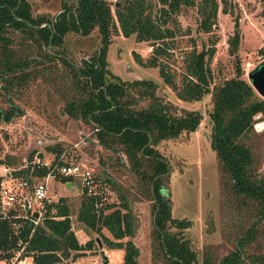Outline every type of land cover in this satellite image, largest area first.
Instances as JSON below:
<instances>
[{"label": "trees", "instance_id": "trees-1", "mask_svg": "<svg viewBox=\"0 0 264 264\" xmlns=\"http://www.w3.org/2000/svg\"><path fill=\"white\" fill-rule=\"evenodd\" d=\"M181 5H196L199 29L210 31L217 12L215 0H123L115 4L113 15L105 0H75L73 6L61 3L60 10L51 18L32 14L26 0H0V89L9 100L6 108L0 107V122L7 123L21 114L11 97L20 94L37 76L52 75L54 89L62 96L63 113L87 123L95 144L116 157L124 156L136 189L149 199L150 263L196 264V252L182 236L190 221L172 218L169 199L162 193L169 166L157 144L193 132L201 115L186 109L173 113V106L155 94V82L120 80L109 71L105 60L111 34L120 33L123 37L133 34L136 41L149 42V57L143 62L138 58L137 62L144 67H157L158 76L178 99L194 101L211 94L209 145L217 159L222 205L229 211L235 209L237 214L244 211L247 216L246 227L236 219L233 248L217 264H264V253L247 254V261L242 253L244 246L258 236L264 240V224H260L264 220V173L254 168V154L245 141L252 131L253 117L264 112V99L240 77L242 70L237 56L240 30L236 18L226 39L227 52L234 61V75L210 90L206 61L214 48L208 46L186 54L180 82H174L173 75L158 58L167 55L171 47L168 39L173 32L166 22ZM260 6V15L264 17V0H260ZM94 28L99 35V47L90 56L82 57L77 65L61 48L63 37L68 32L86 36ZM14 42H18L17 47ZM59 151L56 150L49 166L28 163L13 175L44 176L58 162ZM54 179L68 180L58 175ZM103 179L118 186L107 174ZM118 198L117 205L108 204L104 207L106 211L100 209L96 213L94 198L82 194L75 219L84 231L98 233L108 249H121L123 264H138L139 251L132 241L137 219L125 195L118 192ZM25 217L32 214L16 206L8 217L0 218V260H9L23 246L21 255L30 257L32 264H65L63 260L74 261L84 255L83 251L90 250L93 241L97 244L96 238L83 244L77 241L64 197L45 204L36 225ZM101 228L110 237L104 236ZM211 262V256L205 252L201 264Z\"/></svg>", "mask_w": 264, "mask_h": 264}, {"label": "rangeland", "instance_id": "rangeland-1", "mask_svg": "<svg viewBox=\"0 0 264 264\" xmlns=\"http://www.w3.org/2000/svg\"><path fill=\"white\" fill-rule=\"evenodd\" d=\"M34 15L54 16L61 3L74 5L75 0H26ZM113 15L115 4L123 0H105ZM217 12L215 24L209 32L198 27L200 16L196 5H181L171 13L166 26L173 32L168 42L171 47L167 55L158 61L166 65L173 75L174 82L179 84L184 72V58L194 50L213 46L214 52L207 59L206 65L210 72L209 88L219 85L223 80L234 75L233 57L227 52V37L232 33L233 19L236 18L240 30L237 56L242 73L240 77L247 80V72L264 59V17L260 15V0H215ZM225 9L226 12H223ZM154 8L152 13H154ZM18 42H14L17 47ZM99 47V35L94 28L88 35L68 32L63 37L61 48L71 60L79 65L82 57H88ZM151 53L149 42L136 41L134 35L123 37L120 33L111 34L106 48L105 60L109 71L120 80L149 79L156 83L155 94L163 101L169 102L172 112L179 114L181 109L195 110L201 120L193 132H184L175 139H168L157 144V150L165 158L169 169L164 180L163 194L170 202L172 218L187 219L188 228L182 231L192 249L196 252V264H201L202 255L207 252L212 258L211 264H217L222 256L233 248L232 236L235 234L236 219L246 227L247 216L242 211L237 214L222 205V194L219 187V171L215 152L209 145L210 121L208 111L211 108V94L203 95L199 100L182 101L175 92L164 84L158 76L157 67H144L138 63L145 61ZM21 114L3 123L0 122V166L5 167L13 175L26 164H50L56 150L60 149V161L83 164L90 168L113 192V205L120 200L118 192L123 193L133 214L137 219V228L132 241L138 248V264H151L149 254V234L151 209L150 201L140 195L134 185V178L124 156H115L93 141L90 126L78 118H71L62 111V96L54 89L52 75L37 76L21 93L11 97ZM9 100L2 95L0 89V107L6 108ZM140 102V105H143ZM264 112L253 117L252 131L246 143L254 154V168L264 173ZM42 153V158L37 154ZM31 160V161H30ZM0 168V173H1ZM115 179L118 186H111L103 179V175ZM53 178L47 180L48 194L52 200L64 197L70 212L71 229L81 244L90 238L93 241L90 250L83 251L82 256L74 261L63 260L65 264H102L100 251L107 257L108 264H123L121 249H108L101 241V236L93 231H84L75 219L82 192L77 180L69 186ZM24 192L23 196H29ZM243 215L245 218H241ZM264 224V220H260ZM101 233L110 237L101 228ZM263 237L243 248V257L250 253H264ZM99 243V245H98ZM32 264L30 257H23L14 252L9 259H1L0 264Z\"/></svg>", "mask_w": 264, "mask_h": 264}, {"label": "built area", "instance_id": "built-area-1", "mask_svg": "<svg viewBox=\"0 0 264 264\" xmlns=\"http://www.w3.org/2000/svg\"><path fill=\"white\" fill-rule=\"evenodd\" d=\"M35 164L49 166V164H39L38 162ZM54 175L67 178L68 180L64 183L77 180L81 192L94 198L93 207L96 213L100 209H103V212L106 211L104 207L114 202L113 192L90 168L83 164L60 161L58 158V162L42 177L15 176L2 167L0 173V218L8 217L9 211L19 206L24 207L32 214V217L25 218L36 225L45 211V204L56 202L59 198L56 197L52 200L48 194L47 180H53ZM24 192H29V196H23ZM22 247L20 246L16 250L17 257L22 254ZM17 264H23V259L18 258Z\"/></svg>", "mask_w": 264, "mask_h": 264}, {"label": "water", "instance_id": "water-1", "mask_svg": "<svg viewBox=\"0 0 264 264\" xmlns=\"http://www.w3.org/2000/svg\"><path fill=\"white\" fill-rule=\"evenodd\" d=\"M246 75L249 85L259 97L264 99V59H262L257 65L249 70ZM37 156L38 158H42V153H38ZM34 216H36V214H34ZM100 254L102 258V264H108L107 257L105 254H103L102 250L100 251Z\"/></svg>", "mask_w": 264, "mask_h": 264}, {"label": "crops", "instance_id": "crops-1", "mask_svg": "<svg viewBox=\"0 0 264 264\" xmlns=\"http://www.w3.org/2000/svg\"><path fill=\"white\" fill-rule=\"evenodd\" d=\"M0 168H1V166H0ZM2 169V168H1ZM58 182H61V181H58ZM65 184V186H69L70 185V182L69 183H64ZM102 229H104V228H102ZM105 230V229H104ZM104 236H107V237H109L108 235H106V234H103ZM80 243V242H79ZM81 244V243H80ZM83 244V243H82Z\"/></svg>", "mask_w": 264, "mask_h": 264}]
</instances>
